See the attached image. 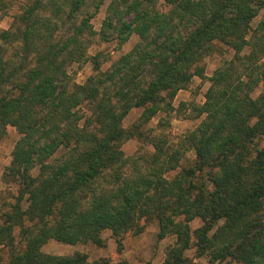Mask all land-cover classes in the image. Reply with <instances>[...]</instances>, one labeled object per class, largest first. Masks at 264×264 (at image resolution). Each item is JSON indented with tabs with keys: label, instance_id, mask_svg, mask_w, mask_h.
I'll return each mask as SVG.
<instances>
[{
	"label": "trees",
	"instance_id": "1",
	"mask_svg": "<svg viewBox=\"0 0 264 264\" xmlns=\"http://www.w3.org/2000/svg\"><path fill=\"white\" fill-rule=\"evenodd\" d=\"M11 9L0 30V141L7 127L18 134L2 175L14 187L0 203L7 264H107L39 248L102 247L108 231L119 249L140 221L156 223L157 241L173 237L162 264H189L190 248L210 264H264V148L255 147L264 140V0H0V18ZM131 36L103 71L86 55L94 39L121 46ZM218 45L231 56L191 108L197 126L174 142L147 136L145 125L161 114L162 127L175 94L204 77ZM86 61L93 73L75 84L68 68ZM131 110L139 115L124 128ZM132 139L140 146L124 155ZM187 152L192 163L170 177Z\"/></svg>",
	"mask_w": 264,
	"mask_h": 264
},
{
	"label": "rangeland",
	"instance_id": "2",
	"mask_svg": "<svg viewBox=\"0 0 264 264\" xmlns=\"http://www.w3.org/2000/svg\"><path fill=\"white\" fill-rule=\"evenodd\" d=\"M160 10H164L162 4L159 6ZM104 6L101 7L100 12L93 19V28L98 29V23L103 16ZM13 9L9 10L5 16L0 18V30H6L12 20ZM264 13V12H263ZM261 13V14H263ZM255 23V21H254ZM136 37L131 36L125 43L118 46L115 40H109L107 42H99L94 39L87 50V57H94L100 63V70L103 71L108 68L109 64L115 61L120 55L128 52L136 42ZM218 50L212 53L210 56L203 59L204 66V77L199 79L193 77L190 80L188 87L185 90L177 92L170 102L173 108L169 114L167 122H164L162 127H157V122L161 118V114H157L152 118L144 127L147 136L155 135L158 132L166 134L169 142H174L182 134L192 130L199 123L200 118L191 119L189 117L191 108L193 106H199L203 102L202 95L208 87L207 79L211 76L212 72L224 61L228 60L231 56V51L221 45L217 46ZM67 73L69 74L72 82L75 84H81L85 78L90 76L92 72V65L90 62H82L79 64L71 65L68 68ZM260 89H257L253 93L255 97L259 93ZM140 110H131L129 114L124 118L122 126L124 128L129 127L135 119L138 117ZM18 138L17 132L7 127L5 134L0 141V203L1 209H5L7 205L12 201L14 194V187L10 184L6 185L2 181V175L5 168L8 166L10 161L11 150L14 142ZM140 146L139 141L135 139L125 142L121 146V150L124 155H131ZM255 147L257 149L264 148V140L257 139L255 141ZM147 149V148H146ZM193 161V153L187 152L180 163V166L169 176H173L175 172L179 171L182 167H188ZM222 224V221H218L214 224L212 231L216 227ZM140 232H127L121 239V246L118 249L115 242L110 236L108 231H103L100 234V238L103 241V246L99 247L91 243L86 244H75L65 245L53 240L47 241L43 244L39 251L42 254L51 256H70L77 252L85 255L86 262L92 263L94 261L103 260L107 264H162L164 261L166 249L173 244V237L168 236L162 240L157 241L155 238L157 227L155 222L144 223L140 221ZM190 232L194 231L200 226V221L197 218L192 219L189 223ZM13 244L15 247L22 246L19 242L18 230L15 228L12 232ZM20 243V244H19ZM9 250L5 246H0V264H7L9 259ZM185 259L189 264H210L206 257L194 256V249L190 248L183 253Z\"/></svg>",
	"mask_w": 264,
	"mask_h": 264
}]
</instances>
